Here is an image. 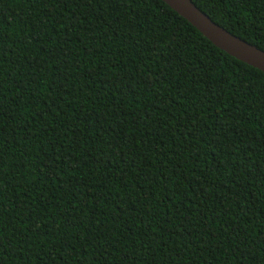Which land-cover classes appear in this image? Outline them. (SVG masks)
I'll return each mask as SVG.
<instances>
[{
	"label": "trees",
	"instance_id": "16d2710c",
	"mask_svg": "<svg viewBox=\"0 0 264 264\" xmlns=\"http://www.w3.org/2000/svg\"><path fill=\"white\" fill-rule=\"evenodd\" d=\"M0 264H264V73L161 0H0Z\"/></svg>",
	"mask_w": 264,
	"mask_h": 264
},
{
	"label": "water",
	"instance_id": "95a60500",
	"mask_svg": "<svg viewBox=\"0 0 264 264\" xmlns=\"http://www.w3.org/2000/svg\"><path fill=\"white\" fill-rule=\"evenodd\" d=\"M161 1L185 19L215 47L264 73V50L257 48L216 24L192 0Z\"/></svg>",
	"mask_w": 264,
	"mask_h": 264
}]
</instances>
